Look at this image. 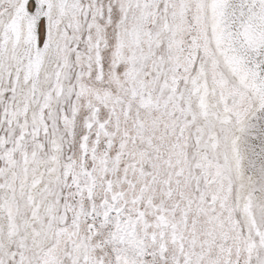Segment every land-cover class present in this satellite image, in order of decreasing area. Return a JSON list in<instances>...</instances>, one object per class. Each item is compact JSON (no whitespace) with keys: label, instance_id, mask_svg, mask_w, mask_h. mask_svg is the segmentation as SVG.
Listing matches in <instances>:
<instances>
[{"label":"snow or ice","instance_id":"6c2138e0","mask_svg":"<svg viewBox=\"0 0 264 264\" xmlns=\"http://www.w3.org/2000/svg\"><path fill=\"white\" fill-rule=\"evenodd\" d=\"M0 264H264V0H0Z\"/></svg>","mask_w":264,"mask_h":264}]
</instances>
